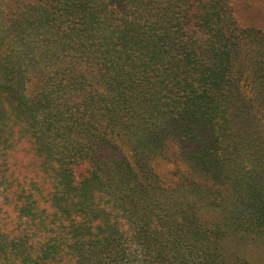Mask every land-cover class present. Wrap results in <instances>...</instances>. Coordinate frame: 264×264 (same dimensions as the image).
I'll return each instance as SVG.
<instances>
[{"label":"trees","instance_id":"16d2710c","mask_svg":"<svg viewBox=\"0 0 264 264\" xmlns=\"http://www.w3.org/2000/svg\"><path fill=\"white\" fill-rule=\"evenodd\" d=\"M31 1L0 3V264H230L226 239L264 240V31L231 0Z\"/></svg>","mask_w":264,"mask_h":264},{"label":"rangeland","instance_id":"374dc122","mask_svg":"<svg viewBox=\"0 0 264 264\" xmlns=\"http://www.w3.org/2000/svg\"><path fill=\"white\" fill-rule=\"evenodd\" d=\"M8 1V0H7ZM6 0H1V11L3 10V6L7 4ZM11 10L18 6H25L26 4L31 3V0H10ZM235 18L238 24L242 28H258L264 31V0H231ZM3 5V6H2ZM3 14V13H1ZM5 19V18H3ZM2 19L3 22H5ZM28 89V87H27ZM27 94L30 95V90ZM173 148L170 149V154L172 155V162H168L165 160H161V158H157L155 161L157 171L161 175H168L178 169L173 161L176 158L180 157V150L178 144H172ZM27 156V159H26ZM21 157H24L25 161H29L28 158L30 157L29 153H22ZM182 158V157H181ZM183 168L192 172L190 166L188 164L182 163ZM179 179L178 174H176V180ZM41 207V205H40ZM44 208V207H41ZM40 208V209H41ZM128 228L126 227V230ZM132 233L129 232L128 236ZM223 249L226 255L227 260L230 264H242L243 262H249L251 264H264V240L257 239L256 241L250 242L243 241L239 242L235 239H226L223 242ZM69 262L66 259V264Z\"/></svg>","mask_w":264,"mask_h":264}]
</instances>
